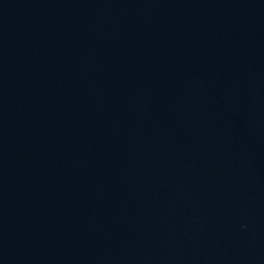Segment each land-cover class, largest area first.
Listing matches in <instances>:
<instances>
[{
    "label": "water",
    "instance_id": "95a60500",
    "mask_svg": "<svg viewBox=\"0 0 264 264\" xmlns=\"http://www.w3.org/2000/svg\"><path fill=\"white\" fill-rule=\"evenodd\" d=\"M0 264H264V0H0Z\"/></svg>",
    "mask_w": 264,
    "mask_h": 264
}]
</instances>
